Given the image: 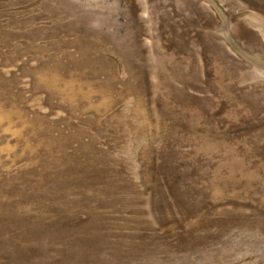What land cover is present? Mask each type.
Wrapping results in <instances>:
<instances>
[{
  "label": "rangeland",
  "instance_id": "obj_1",
  "mask_svg": "<svg viewBox=\"0 0 264 264\" xmlns=\"http://www.w3.org/2000/svg\"><path fill=\"white\" fill-rule=\"evenodd\" d=\"M0 264H264V0H0Z\"/></svg>",
  "mask_w": 264,
  "mask_h": 264
}]
</instances>
